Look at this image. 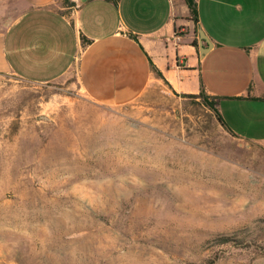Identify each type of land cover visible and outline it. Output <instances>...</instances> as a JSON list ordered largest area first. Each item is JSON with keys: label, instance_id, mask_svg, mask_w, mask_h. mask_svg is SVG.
Returning <instances> with one entry per match:
<instances>
[{"label": "rangeland", "instance_id": "1", "mask_svg": "<svg viewBox=\"0 0 264 264\" xmlns=\"http://www.w3.org/2000/svg\"><path fill=\"white\" fill-rule=\"evenodd\" d=\"M73 85L0 74V264H264V146Z\"/></svg>", "mask_w": 264, "mask_h": 264}, {"label": "crops", "instance_id": "2", "mask_svg": "<svg viewBox=\"0 0 264 264\" xmlns=\"http://www.w3.org/2000/svg\"><path fill=\"white\" fill-rule=\"evenodd\" d=\"M194 2L196 22L184 0H0V74L74 78L108 106L202 91L225 128L197 106L203 115L264 146V0Z\"/></svg>", "mask_w": 264, "mask_h": 264}, {"label": "trees", "instance_id": "3", "mask_svg": "<svg viewBox=\"0 0 264 264\" xmlns=\"http://www.w3.org/2000/svg\"><path fill=\"white\" fill-rule=\"evenodd\" d=\"M188 9H189V14H190V18L192 20H194L195 22L197 21V9H196V3L194 2V0H184ZM184 97H188L191 99H196L199 98L202 100V103L207 106L209 109L212 110L215 119L217 120V122L225 128L224 122L222 121L221 117L219 116L218 110H217V100L215 98H210L207 97L206 95H204V93L202 91H200L198 94H187V95H183ZM230 239L229 237H221L218 239V243L222 244L225 242H228Z\"/></svg>", "mask_w": 264, "mask_h": 264}, {"label": "water", "instance_id": "4", "mask_svg": "<svg viewBox=\"0 0 264 264\" xmlns=\"http://www.w3.org/2000/svg\"><path fill=\"white\" fill-rule=\"evenodd\" d=\"M201 39H205V38L202 36Z\"/></svg>", "mask_w": 264, "mask_h": 264}]
</instances>
